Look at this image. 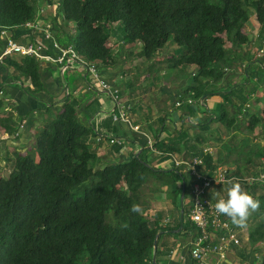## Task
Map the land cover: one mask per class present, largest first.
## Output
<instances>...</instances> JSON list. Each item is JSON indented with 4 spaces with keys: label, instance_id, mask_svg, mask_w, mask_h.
Instances as JSON below:
<instances>
[{
    "label": "trees",
    "instance_id": "obj_1",
    "mask_svg": "<svg viewBox=\"0 0 264 264\" xmlns=\"http://www.w3.org/2000/svg\"><path fill=\"white\" fill-rule=\"evenodd\" d=\"M53 1L58 6L57 14L63 15L65 26L73 24L78 30L74 39L72 30L57 25L55 42L63 48L74 47L80 58L99 63V68L116 65L114 50L108 47L113 34L109 29L111 24H120V39L125 45L141 43L138 55L146 61H151L167 46L176 45L175 53L179 56L169 61L170 68H178L183 74L190 66L196 68L192 86L180 100L186 96L200 100L206 113L208 98L229 93L234 96L233 85L228 90L222 85L229 73L227 68L236 65L227 43L242 48L250 42L251 38L242 30L252 15L261 26L258 39L264 38V0ZM40 2L0 0V29H23L36 19L35 7ZM7 61L31 78L35 91L40 88L38 60L22 57L21 61ZM242 98L239 97L241 102L247 101ZM256 101L264 103V94ZM227 103L225 98L219 105V113L212 111L199 125L200 134L193 139L181 130L167 142L155 143V148L166 154L185 153L188 160L203 156V146L211 134L210 122L220 123L229 133L240 131L239 117L243 111ZM4 106L0 101V126L14 135L19 125L12 115L1 118ZM78 111V101L66 104L63 112L39 133L34 151L6 156L5 164L11 163L12 167L6 177L2 174L8 170L0 174V264H157L146 255L155 251L154 243L163 229L151 221L150 206L141 202L143 189L154 175L163 187L170 186L174 204L182 203L190 186L188 177L176 168H152L143 159L145 151L128 162L105 164L96 169L102 160L91 146V137H98L99 130L88 118L80 117ZM262 113L264 119V106ZM248 115L246 130L252 134L263 120L256 112ZM108 124L112 122L109 120ZM120 138L130 140L126 134ZM246 141V138L237 139L240 150L235 144L226 156L233 152L245 154V162H250L256 152L244 150L248 147ZM256 154L264 159V148ZM203 158L211 174L220 165L230 173V164L221 156L217 160L212 155ZM260 165L264 167V160ZM258 173H248L246 177ZM231 176L246 178L239 171ZM240 186L251 195L259 194L255 198L259 221L249 232V243L256 247L264 242V194L257 193L256 188L264 185L246 182ZM132 205H137L140 212H132ZM186 213L183 209L179 227L191 231L194 227Z\"/></svg>",
    "mask_w": 264,
    "mask_h": 264
},
{
    "label": "crops",
    "instance_id": "obj_2",
    "mask_svg": "<svg viewBox=\"0 0 264 264\" xmlns=\"http://www.w3.org/2000/svg\"><path fill=\"white\" fill-rule=\"evenodd\" d=\"M43 1L46 5L52 4L49 2L50 0ZM47 8L49 9V7ZM45 13L46 9L42 15L37 14L36 19L31 22L32 24H37L39 26L38 29L24 26L20 30H11L9 36L19 43L26 44L31 42L32 39L39 37L44 39L47 35L45 30L49 29L48 33L55 38L57 25L64 30H71L65 26L64 21L62 22V14L53 13L51 9L48 14ZM58 20L62 23L60 24ZM260 27V24L256 27L258 32ZM244 30L247 31L249 28L245 27L242 32L251 38L250 42L246 44V51L248 52L241 53V48H236L233 51H237L234 56L244 59L246 62L238 61L235 66L227 68L229 73L226 76V81L222 84L225 90H228L227 88L230 84L233 85L235 87L234 96L233 93L231 96L229 93L223 96L224 99L220 96L212 97L207 103L211 112H218L219 104L225 98H227L229 106L235 105V99L237 100L240 97L235 91L241 90L244 85H247V88L254 87L257 91L255 93L257 94L256 97L247 98L246 102L240 101L245 106L251 100L257 103L256 98L262 97L264 94V54L262 57H258L257 52L261 48L259 46L260 42L258 46L254 44L259 37V33L254 38L249 35L251 33H245ZM112 38L113 40L114 38L116 39L115 42L112 41L115 44H108V47L114 49L116 65L104 69L99 68V71L104 79L120 90L124 104L128 108V120L133 127H138L139 131L133 130L128 123L113 122L110 116L113 106L109 95L104 92L90 90L87 80L88 73L86 74L84 68L74 65L75 67L69 71L65 70V66L40 62L41 86L35 91L31 78L16 70L6 60L4 64L0 65V91L2 92L0 101L5 104V110L1 118L5 119L10 115L14 116L19 129L14 135H11L0 126V160L8 155L6 150L13 153L19 152L22 155L34 151L37 137L46 124L61 114L66 104L71 101H78L79 116L83 119L88 118L90 123L93 122L99 130L97 134L119 138L126 134L130 138V140L125 139L127 149L124 150L116 146H110L104 140L98 142L97 136L91 137V146L96 148L103 167L106 166L105 164L128 162L145 151L146 158L151 163L150 166L153 164L157 170L175 169L171 161L167 159L168 154L161 151L160 154H157L150 149L148 144L149 142L156 144L165 143L174 136L175 132L181 130H185L192 139L200 134L199 125L203 121L199 119L200 116L198 117V115L204 114L205 109L200 111L196 104L189 106L185 102L189 101L187 96L180 100L181 95H184V92L192 86L193 81L188 84L185 76L178 83H175L174 77L171 80H163L161 74L163 75L167 68L163 69L165 67L163 66L159 70V67L154 68L153 66L154 62H156L155 60L158 59V55L151 61H146L139 57L134 62L135 65H128L127 62L134 57L136 58V55L138 57L139 54L131 52V47L134 44L125 45L120 37L115 36L114 33L111 36ZM6 43V39L0 38V54L3 52ZM236 54H241L242 57ZM21 58V56L16 55L9 59L21 61ZM170 59L172 60V58L163 56L161 62H169ZM234 59L236 58L234 57ZM118 65L121 66L120 69H118ZM166 66L170 67L171 64ZM135 68L149 71L145 74H142V71L137 73V77L141 74L142 77L135 81V77L133 78L134 74H130L128 70ZM187 69L189 74L193 75L196 72L194 66H190ZM171 70H176L174 76L181 73L178 68ZM152 72L155 73L153 74ZM156 72H160V75H156ZM158 78L161 80L155 82ZM245 94L247 97L250 96L249 93ZM179 101L183 102L181 107H177ZM257 105H259L257 108L260 107L261 102L257 103ZM262 109L258 111L261 119L263 116ZM248 119L249 117L247 121ZM109 120L112 122L110 126L108 124ZM172 155L179 160L186 156L185 153L181 155L174 153ZM217 157L219 156H215L214 160H217ZM218 167L226 169L225 167ZM230 172L233 173V168L230 169ZM123 186L125 187L124 183ZM155 192L160 198L154 203L155 207H150L149 217L152 222L163 230L158 234L155 251L152 254H147L146 258L151 259L152 257V262L155 260L157 264H195L191 258V243L196 236V231L194 228L191 231L189 229L183 231L182 226L179 227L183 209L187 213L189 211L190 190L187 192V198L182 203L177 204H174L171 192L166 186L162 188L161 193L158 190H155ZM258 195L252 194L253 198ZM178 208L182 210L181 215ZM258 221L255 211L254 216L249 213L244 223L239 224L241 245L239 247L233 246L231 251L228 252L227 259L219 264H263L264 242L259 243L256 247L249 243V232ZM215 263L216 259H212L210 262V264Z\"/></svg>",
    "mask_w": 264,
    "mask_h": 264
},
{
    "label": "built area",
    "instance_id": "obj_3",
    "mask_svg": "<svg viewBox=\"0 0 264 264\" xmlns=\"http://www.w3.org/2000/svg\"><path fill=\"white\" fill-rule=\"evenodd\" d=\"M27 28L38 29L37 24L29 23ZM49 30H45L47 34L44 39L37 38L34 42L26 44L19 43L9 36L10 29H0V38L6 39L7 43L0 54V65L4 64L7 59L14 56L30 57L42 63L58 64L65 66V70L71 71L78 65L86 70L87 80L90 90L104 92L109 95L112 102V111L110 113L113 122L128 123L135 131H139L138 127H133L128 120V108L125 106L121 92L116 86L104 79L99 71V63L86 62L80 58L74 47L70 46L62 48L57 44ZM264 54V40L261 48L258 49V57ZM0 95L2 92L0 91ZM188 101V104H191ZM181 103L177 104L180 107ZM106 141L110 146H118L124 150L127 149V142L123 138L113 136L97 137V141ZM155 143L149 142V147L152 151L160 154L155 146ZM212 155L214 158V150L210 147L203 148L204 155ZM168 160L173 164V168L179 169L181 173L188 174L191 178L190 201L188 203L189 211L187 219L192 223L196 236L191 243V258L195 264H210L212 259H216L215 264L224 262L227 259L228 252L233 246L239 247L241 239L239 238V224H234L231 219L223 214H218L214 210L215 199L218 196L225 194L221 190H227L230 183L254 182L264 185V167L260 169L257 176L238 178L231 176L228 170L219 168L213 174L206 169L204 158L194 157L188 159H177L172 154H168ZM213 191H218L216 196L212 198Z\"/></svg>",
    "mask_w": 264,
    "mask_h": 264
},
{
    "label": "rangeland",
    "instance_id": "obj_4",
    "mask_svg": "<svg viewBox=\"0 0 264 264\" xmlns=\"http://www.w3.org/2000/svg\"><path fill=\"white\" fill-rule=\"evenodd\" d=\"M45 7V9H46V13L45 14H48V12L50 11V9L52 10V12L54 13V12H57V10H58V6L54 3V1H53V3L52 4H50L49 5V9L47 8V5H46V3L43 1V0H41V2H40V5H38L37 7H35L36 9H38L37 10V13H36V15L37 14H40V12H41V10L43 9ZM41 15V14H40ZM59 22H60V24L63 22V20H62V22L60 21V20H58ZM58 21H57V23H58ZM258 22H257V19H256V16L255 15H252V17L250 18V20H249V22L245 25V27H248L249 28V30H247V31H245L244 30V32L245 33H251V34H249V35H252L254 38L256 37V35H257V33H259L257 30H256V27L258 26V24H257ZM57 25V24H56ZM71 30H72V36H73V38L75 39L76 37H77V35H78V30H77V28H76V26H74L73 24H70L69 26H68ZM244 27V28H245ZM243 28V29H244ZM109 29H110V31L112 32V33H114V35L115 36H118V37H120L121 36V34H122V32H120V24H111V25H109ZM264 39V38H263ZM262 39V40H263ZM115 38H114V40H113V38L111 39H109V41H108V44L110 45H112V44H115V43H112V41L113 42H115ZM262 40H259V39H257V40H255V43L254 44H256L257 46H258V44H259V42L260 41H262ZM260 44H261V42H260ZM108 45V46H109ZM141 43H139V42H137L136 44H134V45H132V49H131V52L132 53H136V54H138L140 51H141ZM260 46V45H259ZM227 48H228V50H230V51H232V54H233V56H234V54L237 52V51H233V50H235L236 48H235V44H232V43H230V42H228L227 43ZM176 49H177V46L176 45H170V46H167L162 52H160L159 54H158V59H156L155 61L156 62H154L155 64L153 65L154 66V68H157V67H159V70L161 69V67H163V66H165V67H163V69H166L167 68V70L164 72V74L162 75L161 74V77L163 78V80H171V79H173V77H174V79H175V83H178V82H181L182 80H183V76H185V79L187 80V82H188V84H190L192 81H193V75L192 74H189L188 73V69L187 70H185V73H184V75H183V73H179V74H177V75H175L174 76V73L176 74V70H171V69H169L170 67H167L166 65L167 64H171V62H168V61H164V63H162L161 62V59L163 58V56L164 57H169V58H178V53H175V52H177L176 51ZM114 50V49H113ZM247 50V48H246V45L245 46H243L242 48H241V53H246V52H248V51H246ZM115 53V52H114ZM162 53V54H161ZM175 54V55H174ZM236 55H239L240 57H242L241 56V54H236ZM134 57V56H133ZM236 59H235V63H237L238 61H240V62H242V61H244V63L246 62L244 59H240L239 57H237V56H234ZM127 58L129 59V57H128V55H127ZM141 58V57H140ZM137 59H139V55H138V57H137V55H136V58L134 57L133 59H130L127 63H128V65H135V61H137ZM143 59V58H142ZM159 59H160V61H159ZM159 62H158V61ZM171 60V59H170ZM136 63H138V62H136ZM121 68V66L120 65H118V69H120ZM139 68V67H138ZM102 69V68H101ZM129 70V72H130V74H134L133 75V78L135 77V81H138V79L140 78V77H142V74H145V73H147L149 70H143V69H137V68H135V69H128ZM137 70V71H136ZM142 71V74L139 76V77H137L136 75H137V73H140ZM153 74L155 73V72H152ZM151 73V74H152ZM156 75H160V72H156ZM158 80H161L160 78H158V79H156L155 80V82L156 81H158ZM246 87V88H245ZM237 94H238V96H240L241 98L243 97V98H245L246 97V95L244 96V93H249V97H246V98H248V99H251V98H253L254 96L256 97L257 96V94H255L256 92H255V88L253 87V88H247V85H244V87L241 89V90H236L235 91ZM261 94V93H260ZM212 98V97H211ZM210 98V99H211ZM242 98V99H243ZM245 98V99H246ZM210 99L208 100V102L210 101ZM244 100V99H243ZM195 101V100H194ZM249 103L246 105V106H243V105H241V102H240V100L239 99H235V105H239V106H236V109H238V107H240L241 108V110L243 111V116H240V118H239V121L240 122H242V124L240 125V131L239 132H237V133H229L225 128H224V126H222L220 123H217V122H210L209 123V125H208V130H210V136H209V141L207 142V144L206 145H204L203 146V148H206V147H210V148H212L213 150H214V157L215 156H221L225 161H226V163H228V164H230V168H229V170L230 169H232L233 167H234V165H233V162H235L236 163V167L235 168H233V173H235V172H237V171H239L240 173H242L243 175H245V177L248 175V173L249 174H252V172L254 173L255 171H260V169L261 168H263V166H261L260 164L263 162V157H261V156H258L256 153H257V151H259V150H263V148H264V119H263V116H262V120H263V124H262V126H260V127H258V128H256V130L251 134V133H249L247 130H246V126H247V118L249 117V113L251 114V113H253V112H256V113H258V111H259V109L261 110V108H263V106H264V103H262L261 104V106L260 107H258L257 108V106H259V105H257V103H255L253 100H251V101H248ZM221 103H223V101L222 102H220V104ZM219 104V105H220ZM196 107L201 111V110H203L204 109V107H202L201 106V102H200V100H198L197 101V103H196ZM167 108V107H166ZM219 113V112H218ZM200 116V117H199ZM209 116H211V114H206V109H205V113L204 114H202V115H198V117H199V119L201 120V121H204L206 118H208ZM212 121V120H211ZM233 136L236 138V136H237V138L236 139H232L233 138ZM246 138V142H244V143H246L247 144V146L248 147H245V151H252V152H256L255 154H253V153H248L249 155H251V154H253V155H251V161L250 162H245V159H244V156H245V154H235L234 152L232 153V155H228V156H226V154L229 152V148L231 147V148H233V145H237V139L238 140H243V139H245ZM235 140V141H234ZM243 143V144H244ZM238 147H239V149L238 150H240V145H237ZM7 151V153H8V155H10L11 156V154L13 153L12 151H9V150H6ZM98 155V154H97ZM226 156V157H225ZM149 157V156H148ZM6 158H1V160H0V174H1V172H3V171H7V172H4L3 174H2V176H4V177H6L7 175H9L8 173H10V171H11V167H12V164L10 163H8V164H5L4 163V160H5ZM143 159L145 160V161H147L149 164H151L149 161H148V159L146 158V152H145V155L143 156ZM229 159V160H228ZM5 165H6V167H5ZM232 165V166H231ZM221 167H224L223 165H220ZM100 167H103V164H98V166L96 167V169L97 168H100ZM152 168H154V166H153V164H152V166H151ZM226 168V167H225ZM5 169V170H4ZM226 170H227V168H226ZM232 172H230V174H231ZM232 173V174H233ZM186 176L188 177V180H189V182H190V184H191V178L189 177V175L188 174H186ZM250 176H252V175H250ZM250 176H248V177H250ZM257 176V175H256ZM150 182L144 187V190H143V192L144 193H142V199H141V202L142 203H147L151 208H153V207H155V202L157 201V199H159L160 198V196H157V193L155 192V190H158L160 193L162 192V188H163V184H162V182H159L158 181V179H157V177H155L154 175H152V177L150 178ZM167 188H168V190L170 191V186H166ZM257 190H256V192L257 193H261V194H264V187H261V188H256ZM221 192H222V194H225L226 192L225 191H223V190H221ZM219 193V192H218ZM169 194V193H168ZM255 199V198H254ZM153 200H154V202H153ZM153 202V203H152ZM254 212H255V210H253V211H250V214H253V216H254ZM146 260H148V259H146Z\"/></svg>",
    "mask_w": 264,
    "mask_h": 264
},
{
    "label": "clouds",
    "instance_id": "obj_5",
    "mask_svg": "<svg viewBox=\"0 0 264 264\" xmlns=\"http://www.w3.org/2000/svg\"><path fill=\"white\" fill-rule=\"evenodd\" d=\"M49 2L52 3V0H50ZM48 5L49 4H47V7H49ZM44 10L45 7L41 10V15L44 13ZM188 99L192 102L191 104H188V101H185L189 106L195 105L197 103V100L194 101L192 97H188ZM209 99L210 98H208L205 102L207 108V103ZM179 102L182 105L183 102ZM207 112L208 113L206 114L212 113L210 110ZM215 196L216 191H213L212 198ZM257 207L258 201H256L250 193L242 190L239 183H230L227 186L225 195L216 197L214 203L215 212L229 217L234 224H243L250 211L255 210ZM130 210L134 213L140 212V208L137 205H132Z\"/></svg>",
    "mask_w": 264,
    "mask_h": 264
},
{
    "label": "water",
    "instance_id": "obj_6",
    "mask_svg": "<svg viewBox=\"0 0 264 264\" xmlns=\"http://www.w3.org/2000/svg\"><path fill=\"white\" fill-rule=\"evenodd\" d=\"M182 194H183V196H184V194H185V185H183V192H182ZM158 237V236H157ZM156 247H157V239H156V241H155V243H154V249H156ZM153 262L155 263V260H153Z\"/></svg>",
    "mask_w": 264,
    "mask_h": 264
},
{
    "label": "bare ground",
    "instance_id": "obj_7",
    "mask_svg": "<svg viewBox=\"0 0 264 264\" xmlns=\"http://www.w3.org/2000/svg\"><path fill=\"white\" fill-rule=\"evenodd\" d=\"M209 155V154H208Z\"/></svg>",
    "mask_w": 264,
    "mask_h": 264
}]
</instances>
